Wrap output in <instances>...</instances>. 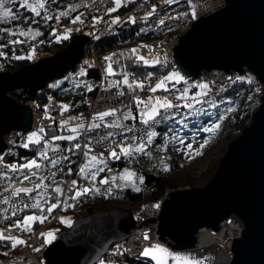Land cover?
Returning a JSON list of instances; mask_svg holds the SVG:
<instances>
[{"label":"trees","instance_id":"obj_1","mask_svg":"<svg viewBox=\"0 0 264 264\" xmlns=\"http://www.w3.org/2000/svg\"><path fill=\"white\" fill-rule=\"evenodd\" d=\"M137 2L138 0H135L117 6L116 0H90L88 5L83 4L72 9L67 16L60 14L59 11L65 8L59 4H55L56 9H51L48 12L43 11L38 16L23 8L21 14L12 23L0 24V72H15L26 65L32 64L40 59L37 54L40 50L47 54H55L64 50L74 34L90 36L85 57L74 71L68 72L63 78L51 81L39 91L22 87L11 93L21 104L36 102L39 105L37 110L52 115L48 119L42 117L48 121L44 124L43 131L40 134L42 135L41 141L25 147L27 140H22V137H27L28 132H21L20 138L11 141V146L0 153V162L7 166L5 171L8 172V170L17 167H34L36 165L27 167L25 163L33 160L40 161L42 153L52 149H61L65 155L61 169L44 188L39 189L38 194L23 209L16 222H11L8 225L14 227L16 224L19 228L30 233L31 236H33L36 229H41L43 244H45L46 232L60 224L59 221L64 212L74 213V216L78 218L83 215L107 211L116 206H127L134 211L137 218L145 219L149 215L153 203L163 199L167 194L183 188L206 186L215 176L220 164L221 157L216 158L214 155L221 150V146L226 141L232 142L239 137L242 131L250 125L254 113L261 104L263 87L257 77L249 80L243 76L237 84L231 85L229 89L222 93L215 92L200 99L184 97L188 104L194 103L192 107L201 104L203 111H212V104L214 103L221 106L234 103L236 107L223 118L216 132L206 135L209 139L199 151L200 155H196L188 161H181L177 157H172V170L167 173L161 166V161L165 155L156 154L153 149L166 147V134L168 132H171V134L179 132L177 127L181 125L177 120L182 118L184 111L188 110V113L192 115L194 113L192 107L183 106L175 115L169 116L171 118L159 120L160 122L153 128L157 135L152 139L150 145L146 143V152L150 155L140 153L135 159L127 161L123 157L119 159L111 157L110 153L100 147H89L87 145L86 149H83V125L88 117L91 101L96 97L97 82L101 76L100 70L93 63V59L90 58L91 52L89 51L93 50L101 56L110 58L108 62L111 65L110 74L114 75L112 80L114 84L124 86L127 84L124 82L125 79L136 77L138 78L135 83L136 87L145 89L144 82L157 78L169 67L166 62L155 65L144 63L138 57L137 52L133 51L135 46L141 43H152L160 38L170 39L172 35L186 31L192 25L193 17L187 3L174 5L164 12H159L152 19L136 20L128 18L122 20ZM53 17H55V20H51ZM105 17L108 20L109 27L114 28V30L112 34L101 37L98 29L103 24V18ZM73 22L81 23L79 26H82L83 29L68 34L69 29H71L68 27H71ZM30 29L37 30L38 34H12L13 31H27ZM34 45H36L37 51L32 54L31 49ZM190 79L193 80L194 78ZM142 80L145 81L142 82ZM177 85L184 87L183 83ZM139 102L133 100V102L123 106L119 112L114 110L101 112L110 113L104 116L103 119L99 117L101 113L97 114L92 125L93 133H98L105 126L119 124L122 121L142 122L141 113L146 107L145 105L144 107L141 106V101ZM54 115H59L61 118L52 120ZM66 121L67 123L62 125ZM192 125V130H197L196 132L203 134L198 125L192 123L190 126ZM74 134L76 136H73ZM56 137H62V139H56ZM68 137H73V139H67ZM77 144L80 145L79 148L75 147ZM92 152L101 155V161L105 166L95 180L91 179L89 181L85 173L80 172V169L86 164L88 165L87 162L91 160L89 155ZM103 163L99 160L98 163L92 161L90 165H94L89 167L96 171ZM179 166L182 169L193 167L186 180L175 174V169H178ZM126 170L136 175L135 183L120 182L119 175ZM141 177L143 178L142 182ZM74 180L76 181L75 187L72 184ZM103 180H107L108 183H101ZM57 187L62 190L63 195L55 191ZM84 188L98 189L99 191H90L77 199L70 198L74 196L77 190ZM65 191L68 195L64 194ZM64 195L67 200H74L75 203L67 205L60 218L56 222H51V215L60 205ZM51 205L58 206L49 211ZM76 212L80 213L77 215ZM27 213H35L39 217L32 228H25L22 224ZM41 219H43V222H41ZM6 228L5 226L4 228L0 227V234L5 237L0 239V264H10L12 262L10 253L16 246L20 245L15 244L14 240L10 238L23 241L19 233L11 236L7 235ZM121 261L126 264H149L144 260L130 257L126 252L118 255L116 262L113 264H120ZM103 262L99 261L97 264Z\"/></svg>","mask_w":264,"mask_h":264},{"label":"water","instance_id":"obj_2","mask_svg":"<svg viewBox=\"0 0 264 264\" xmlns=\"http://www.w3.org/2000/svg\"><path fill=\"white\" fill-rule=\"evenodd\" d=\"M222 1L221 9L194 21L180 37L174 47L176 67L194 79L213 70L249 71L264 86V0ZM89 41L86 34H74L53 56L0 72V153L8 148L6 136L27 132L34 123L33 106L8 94L22 87L39 91L74 71ZM160 205L157 233L172 248H194L201 230L218 231L231 217L242 225V236L233 239L228 264H264V88L252 122L230 142L212 180L173 191ZM136 224L134 212L122 207L82 216L58 233L43 257L46 264H97L113 244L130 237Z\"/></svg>","mask_w":264,"mask_h":264},{"label":"built area","instance_id":"obj_3","mask_svg":"<svg viewBox=\"0 0 264 264\" xmlns=\"http://www.w3.org/2000/svg\"><path fill=\"white\" fill-rule=\"evenodd\" d=\"M190 2H198L203 8H207L205 14H210L221 9L225 2L222 0L211 1V0H171V3L168 0H138L136 5L124 16L122 20L128 18H134L136 20H148L155 17L159 12H164L170 7L180 4ZM193 7V6H192ZM192 13L193 22L198 20L199 17ZM103 27L99 26V35L101 37H106L109 34H112L114 28H110L108 25V20L103 18ZM106 19V20H105ZM55 20V17L51 18ZM192 22V23H193ZM187 31V30H186ZM182 31V32H186ZM170 42V41H169ZM153 53H157L161 48H164L168 53V59L166 61L167 66L169 67V72L176 67L175 55H174V46L170 45L167 40L160 38L151 43ZM91 55L93 56V63L101 72L99 81L97 82V94L96 97L91 101V107L88 112V117L85 121L83 127V136H82V148L86 149L87 145L89 147H100L104 151L111 153L115 150L120 157H123L127 161L135 159L140 153L132 152L131 155L125 156L122 152V148L131 147L135 149L141 143H147V135L145 133L151 131V127L156 125L152 121L149 124L145 125L142 122H127L122 121L119 124L108 125L102 128L98 133H93L92 125L94 118L97 114L109 110H115L119 112L122 106L128 104L131 100L141 101L144 99V93L147 95L154 96L156 94H162L163 96H169L170 103L173 105L170 109H163L160 112V115L156 117V120H160L161 117L167 115L172 116L179 112L182 107L187 103L186 99H180V93L183 91L179 86H174L169 90L158 89L157 82L152 81L149 84L148 89H138V91H131L128 87L115 85L112 80L113 76L108 72V69L105 70V64L107 59L105 56H101L95 51L92 50ZM216 73H208L205 75V78L209 79L210 88L207 96H210L215 92H224L230 88L231 85L237 84L240 81L241 75L239 72L227 73L222 70H215ZM163 74V78L164 75ZM162 75H160V79ZM162 78V79H163ZM153 89H155L153 91ZM143 103H141L142 105ZM105 105H108L107 108H104ZM143 106V105H142ZM179 106V107H177ZM144 107V106H143ZM61 116L54 115L52 120L60 119ZM40 118V126H44L48 120H42ZM35 122V120H34ZM33 123L32 131H38V127H35ZM152 124V125H151ZM36 130H35V129ZM130 129V130H129ZM21 131L11 133V137H18ZM12 139V138H11ZM11 139L9 143L11 144ZM51 160H58L59 162L52 166L50 163ZM65 160V155L61 149H52L46 152H43L40 158L39 167L34 166L31 168L17 167L7 170V166L0 162V226L4 228L7 227V233L9 236L19 233L21 238H23L24 243L15 247L10 253L12 262L10 264H46V259L44 255V244L41 240V229L35 231L33 236L27 235L24 229L19 228L16 224L14 227H10L11 222H16L17 218L20 217L23 209L28 206L31 200L38 194L39 189L43 188L61 169ZM25 177H28L25 179ZM39 185V187H37ZM35 186V187H34ZM30 188V189H29ZM27 189L28 191H21ZM65 195L67 191H65ZM63 196V199L60 202L58 208L52 213V221L56 222L62 211L69 206L74 204L75 201L71 199L67 200V197ZM163 199L156 201L150 208V214L147 218L141 219L138 218L137 221L139 225L132 229L130 237L127 241H123L122 245H118L107 253L108 257L104 260L105 264H113L116 262L117 256L126 252L130 257L146 260L143 252L146 249H149L152 244L159 245L163 244L157 233L159 225V213L157 212L158 207H162L160 204ZM146 220V221H145ZM145 223L139 227L142 222ZM141 223V224H140ZM212 240L219 244V247L223 249L232 250L233 239L238 236H242V225L234 220L229 218L226 220L218 231H209ZM19 235V236H20ZM126 245V247H125ZM122 246V247H121ZM232 252V251H231ZM120 264H126L120 262Z\"/></svg>","mask_w":264,"mask_h":264},{"label":"rangeland","instance_id":"obj_4","mask_svg":"<svg viewBox=\"0 0 264 264\" xmlns=\"http://www.w3.org/2000/svg\"><path fill=\"white\" fill-rule=\"evenodd\" d=\"M132 1H135V0H119V3H117V0H116V5L117 6H122L124 4H128L129 2H132ZM89 2H90V0H3V5L4 6H3V8H0V24L12 23L21 14V10L23 8H25L26 10L31 11L32 13L37 15L36 12L32 11V7H36L37 12H39V15H40L43 11L48 12L51 9H56L55 4H59L61 7H64L65 9L64 10H60V11L58 9L57 10L60 12L61 15L67 16V14H69L72 11V9L78 8L80 5H83V4L86 6V5L89 4ZM41 4H43V7L39 6ZM190 4L191 5H189V4L188 5H189L191 11L193 13H195V15L197 17L200 18V17H202L205 14V11H206L207 8H205V7L203 8L198 2H193V3L190 2ZM5 9L10 10L12 15L7 17V18L3 17L2 16V12ZM80 24H78L76 22H73L71 27H68V28H71V29H69L68 34L72 33V32H75V31H78V30H82L83 27L79 26ZM102 27L103 26L100 25V28H102ZM11 30H13V29H11ZM21 33L28 34V35H34V34H38V31L35 30V29H30V30H27V31H13L12 32V34H21ZM185 33L181 32V33L172 35L170 39H167V42L170 45H172V46L177 45L178 42H179L180 37L183 34H185ZM151 48H152L151 43H141L140 45L135 46L134 50H135V52H137L138 57L140 59L142 58L141 60H143L144 63H146L148 65H155V64L164 63V62L167 61L168 53L170 54V51L167 53L165 50H163L164 48H161L157 53H153V50ZM140 50H142V51H140ZM36 51H37V47H36V45H34L32 47V49H31V53L34 54ZM89 52H92V50L89 51ZM37 54L40 57V59L44 58L46 56H53L54 55L53 53L47 54V53H45V52H43L41 50L38 51ZM90 58H93L91 53H90ZM38 60L39 59H37L33 63L37 62ZM109 64L110 63L108 62V59H107V63L105 64L106 67L104 68L105 70L108 69ZM168 70H169V68H168ZM167 71H165L164 73H167ZM164 73L160 74V75H162V78H163V74ZM173 73L177 74V77H183V79H180V80H178L177 78H173V79H170V80L169 79H165V78L171 76ZM160 75H158L157 78L152 79L151 81L147 80L146 82H144L145 80H142V82L145 83L146 88L148 89L150 82L156 81L157 85H158V84L161 83V81H163V85L164 86L159 88V89H162V90H169L170 88H172L174 86H179L177 84L183 83L184 87H180V88L183 89V91L180 93V96H183V98L185 97V98H189V99L190 98H199L200 99L203 96L207 95L208 92H209L210 82H209L208 78L200 77V78L192 80L189 77H187L178 67H174L169 73L165 74L163 79L162 78L160 79ZM243 76H244V78H247L249 80L253 79L254 77H256L253 73H251L249 71H247L243 75L241 74V77H243ZM137 80H138V78H136V77H128L127 84L125 85V87H128L131 91H138L139 88L136 87V85H135ZM200 85H207V88L199 87ZM262 87L264 88L263 85H262ZM263 88H262V93H263ZM8 95L11 96V93H9ZM169 99H170L169 96L168 97L167 96H163L160 93L156 94L154 96L147 95L146 93H144V99L141 100V103H143L142 105L143 106L145 105L146 108L144 109L143 113L150 112L153 107H156L159 110V113H160L164 108H161L159 106V104L157 103V101H159L161 103H163L165 101L170 102ZM130 102H133V100H131ZM193 104L194 103H190V104L187 103V105H192V106H193ZM31 105H33V108L35 109V112H34V117H35V122L34 123L35 124L34 125H35V127H38L37 128L38 131L28 130L27 131L28 132V136L27 137H22L23 138L22 140H24V141L27 140L26 144L28 146H30L31 144L37 143V141L39 142V141L42 140V135H40V134L42 133L41 130H43L44 126H40L39 118L44 117V118L48 119L52 115L51 113L40 112L39 110H37L39 105L36 102L32 103ZM212 105H213V110L212 111H203L202 108H201L202 107L201 104L192 107V111H194V113H192V115H190L188 113V110L184 111L182 113L183 114L182 118L177 120V122L181 125V126L177 127L179 129V132H175L173 134H171V132H168V134H166V139H167L166 147H163V149H161V148L153 149V152H155L156 154L160 153V154H164L165 155V157L161 161V166L163 167V170L165 171V173H167L169 170H172V166H171L172 157H177V158L181 159V161H188V160L194 158L196 156V153L199 152L201 150V148L208 142L209 137H207L206 135H208L209 133L216 132L218 130V129H215V131L209 132V131H205V129L215 128V125H217V124L221 125V121L223 120V118L225 116H227L236 107V104H234V103L223 105V106L218 105L217 103H214ZM107 106L108 105H105L104 108H107ZM192 117H194V118H192ZM143 119H147V116H144ZM184 119H189V120L185 121ZM42 120H44V119H42ZM66 123H67V121L62 123V125H65ZM192 123H195L196 125H198L202 129L201 132L203 134H200V133L196 132L197 130H192L193 125L190 126ZM84 125H85V123H84ZM84 125H83V127H84ZM153 128H154V125L151 127V131L153 130ZM153 131L155 132V130H153ZM33 133H36V136L32 137V139L29 140V137H31ZM11 136H12L11 133L8 136H6V138H5L6 139L5 140L6 143H8L11 138H12L11 141H14V140L18 139V137H19V136L18 137H11ZM73 136H76V134H74ZM181 141H183V143H181ZM229 142L230 141H228V142L226 141L221 146V150L217 154L214 155L216 158H219V157L222 158L223 157V155L228 150V146L230 144ZM9 146H11L10 143H9ZM92 156H96L98 158L96 160L97 163H98V160L101 162V155H99L96 152H92L89 155V158H91ZM33 161H35V164H36V160H33ZM33 161H28L25 164L27 165V167H31V166H33L32 165ZM90 162L92 163L91 160H90ZM90 162L89 161L87 162L88 163V168L84 172L86 177H87V180H89V181L92 179V174L93 173H96V177H97L100 174L99 173L100 172L99 169L104 168V166H105L104 163H103L99 167V169L95 171V170H93V168L89 167V166H93L94 165V164L90 165L91 164ZM39 164H40V161H39V163L37 165H39ZM29 165H31V166H29ZM165 165H167V169L168 170H165V168H164ZM192 169H193V167H190L188 169H182L179 166L178 169H175V171H176L175 174L179 178H183L184 180H186V177H189L188 174L192 171ZM128 172H131V171H128ZM119 176H120V182L121 183H123V182H131L129 179L126 178V171L122 172V174H120ZM135 176L136 175H134L133 179L136 181ZM183 189H192V188H183ZM167 197H168V194H167L166 197L163 198V201ZM117 207L128 208L127 206H116V207H113V208H117ZM128 209H130V208H128ZM79 213H77V215ZM33 216L36 217L37 219L31 220V221H28L26 219L27 217H33ZM83 216H85V215H83ZM148 216L149 215H147L145 218H147ZM80 217H82V216H79L78 218H80ZM38 219H39V217H38L37 214H35V213H27L25 215V217L23 218V223L22 224L24 225L25 228H32L33 225H34V222L36 220H38ZM76 219H77V217L74 216V213H69V212L66 213V212H64V214H62V216L60 218V221H59L60 224L59 225L57 224V226L52 228L50 231L46 232V239H45V244L46 245L44 244V250L48 247V245L52 244L55 240H57L58 233L60 231L67 230L68 228H70ZM136 219L138 220L137 217H136ZM62 221H64V222H62ZM139 222L140 221H137L136 226L139 225ZM204 230H206L207 234H210V232H209L210 230L211 231H215L214 229H211V228L204 229ZM36 231H37V229H36ZM25 233L28 234L29 236H31L30 233H27V232H25ZM32 233H33V231H32ZM48 233H52L53 234L52 237H49L47 235ZM6 234L8 235L7 232H6ZM127 240H125V241H127ZM121 242H123V241H121ZM121 242L113 244L110 247V249H113V248H115L117 246V250H118V245H122L123 244ZM162 243H163L162 245H164L168 249H172V247L169 246L166 242L162 241ZM159 244H161V243H159ZM125 247H126V245H125ZM13 250H15V248ZM107 257H108V254L103 256L99 261H104ZM180 257L181 258L188 257L190 259L192 257L195 258L193 253H190V254L189 253H184V254H181ZM232 257H233V255H232ZM134 259H136V258H134ZM144 261L149 263V264H154L149 259H146ZM100 264H104V262L100 263Z\"/></svg>","mask_w":264,"mask_h":264},{"label":"snow or ice","instance_id":"obj_5","mask_svg":"<svg viewBox=\"0 0 264 264\" xmlns=\"http://www.w3.org/2000/svg\"><path fill=\"white\" fill-rule=\"evenodd\" d=\"M168 2L171 3V0H168ZM117 3H119V0H117ZM3 6H4V5H3V0H0V8H3ZM39 6H40V7H43V4H41V5H39ZM32 11H33V12H36V14L39 15V12H37L36 7H32ZM193 14H194V13H193ZM11 15H12V13H11V11L8 10V9H5V10L2 12V16L5 17V18H7V17H9V16H11ZM13 18H14V17H13ZM161 23H162V22H161ZM21 34H23V33H21ZM65 38H66V37H65ZM133 51H135V50H133ZM106 59H110V58H106ZM141 59H142V58H141ZM108 71L111 73V65H110V64H109V67H108ZM173 78H177L178 80L183 79V77H177V74H175V73H173L171 76H169V77H167V78H165V79H169V80H170V79H173ZM124 82L127 83V79H125ZM141 86H142V85H141ZM163 86H164V85H163V81H161V83L158 84L156 87L159 88V87H163ZM199 87L207 88V85H200ZM154 90H155V89H153V91H154ZM179 98H180V99H183V96H181V97H179ZM138 103H140V102L138 101ZM157 103L159 104V106H160L161 108H164V109H170V108L173 107V105H172L170 102H168V101H165V102H163V103L157 101ZM184 106H185V107H192V105H184ZM65 107H67V106H65ZM177 107H179V106H177ZM109 114H110V113H101V114H99V117H100L101 119H103L104 116L109 115ZM159 115H160L159 110H158L156 107H153V108L151 109L150 112H147V113H141L142 123L145 124V125L149 124L150 121H152V122H154V123H159L160 121H159V120H156V117L159 116ZM144 116H147V119H143ZM169 118H171V117H169V116H167V115L161 117V119H164V120H167V119H169ZM96 126L98 127V125H96ZM219 127H220V125L217 124V125H215V128H208V129H205V131L213 132V131H215V129H218ZM129 130H130V129H129ZM41 131H43V130H41ZM73 131H75V129H73ZM145 134L147 135V144L150 145V144L152 143V138H153L154 136H156L157 133L154 132V131H149V132H147V133H145ZM34 136H36V133H33L32 136L29 137V140H31L32 137H34ZM56 139H62V137H56ZM67 139H73V137H68ZM37 142H38V141H37ZM181 143H183V141H181ZM24 146L27 147L28 145L25 144ZM75 147L79 148L80 145L77 144V145H75ZM189 147H190V146H189ZM121 150H122V152L124 153L125 156H129V155H131L133 151H134L135 153H142V154H145V155H150V153L146 152V144H145V143H141V144H140L139 146H137L135 149H132L131 147H128V148H122ZM200 154H201V153H199V152L196 153V155H200ZM110 155H111V157H114V158L119 159V156H118V154H117V152H116L115 150H113V151L110 153ZM97 159H98V158H97L96 156H92V157H91V161H96ZM58 162H59L58 160H51V161H50V163L52 164V166H55ZM101 162L103 163V161H101ZM32 165H35V161L32 162ZM29 166H31V165H29ZM36 166L39 167V165H36ZM87 168H88V165L86 164L83 168L80 169V172H81V173H84V172L86 171ZM164 168H165V170H168V169H167V165H165ZM99 171H103V169L101 168V169H99ZM134 175H135L134 173H132V172H128V171L126 170V178L129 179L132 183H135V180L133 179ZM27 178H28V177H25V179H27ZM95 178H96V173H93V174H92V179L95 180ZM113 179H114V178H113ZM140 180H141V182H142L143 178L141 177ZM101 183H105V184H106V183H108V181H107V180H103V181H101ZM72 184H73V186L75 187V185H76V181L74 180V181L72 182ZM37 187H39V185H37ZM21 191H25V192H27L28 190H27V189H23V190H21ZM55 191H56L57 193H60L61 195H63V192H62V190H61L59 187H57V188L55 189ZM90 191H97V192H98L99 190H98V189L84 188V189H81V190H77V191L75 192L74 196H72V197H70V198H71V199H77L78 197H80V196H82V195H85V194L89 193ZM108 191L110 192L111 190L109 189ZM37 206H38V205H37ZM57 206H58V205H51V206L49 207V211H51L52 208L57 207ZM26 219H27L28 221H31V220H35V219H37V218L33 216V217H27ZM41 222H43V219H41ZM62 222H64V221H62ZM47 235H48L49 237H52L53 234H52V233H48ZM3 238H5V237H3L2 234H0V239H3ZM10 239H13L15 244H22V243H24V241H22V240H18V239H15V238H10ZM154 251H158V252H160V253H166V250H165V249H162V248H160L159 246H154V248L146 249V250L143 252V255L146 256V257L151 256L152 259H157V257L153 255V252H154ZM181 259H183V260L186 262V264H202V261L196 260L194 257H192L191 259H189L188 257H183V258H181ZM157 264H166V262L163 261V260L157 259Z\"/></svg>","mask_w":264,"mask_h":264},{"label":"bare ground","instance_id":"obj_6","mask_svg":"<svg viewBox=\"0 0 264 264\" xmlns=\"http://www.w3.org/2000/svg\"><path fill=\"white\" fill-rule=\"evenodd\" d=\"M211 14V13H210ZM207 15V14H204ZM212 74L216 73L215 70L210 72ZM164 201H162L163 203ZM238 238V236L236 237ZM154 246H159L162 249L166 250V253H160L158 251H154L153 255L157 257V259L163 260L166 264H186V262L181 259V254L184 253H193L196 260L202 261V264H228L233 255V251L229 249H223L219 247V244L212 240L210 234H207L206 230H201L198 234V243L197 245L188 250H176V249H168L162 244L154 245L152 244L150 248H154ZM232 249V248H231ZM232 251V252H231ZM145 259H149L154 264H157V259H152L151 256L146 257ZM190 259V258H189Z\"/></svg>","mask_w":264,"mask_h":264},{"label":"crops","instance_id":"obj_7","mask_svg":"<svg viewBox=\"0 0 264 264\" xmlns=\"http://www.w3.org/2000/svg\"><path fill=\"white\" fill-rule=\"evenodd\" d=\"M167 83H168V82H167ZM169 83H170V82H169ZM159 88H160V87H159ZM159 88H158V89H159ZM38 163H39V161H37L35 165H37Z\"/></svg>","mask_w":264,"mask_h":264}]
</instances>
